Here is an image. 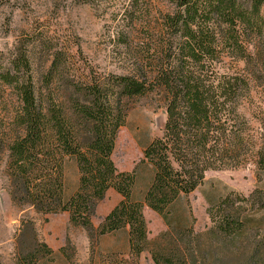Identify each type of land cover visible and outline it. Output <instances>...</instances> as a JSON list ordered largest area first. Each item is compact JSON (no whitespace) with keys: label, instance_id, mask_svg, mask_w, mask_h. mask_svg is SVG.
Wrapping results in <instances>:
<instances>
[{"label":"trees","instance_id":"16d2710c","mask_svg":"<svg viewBox=\"0 0 264 264\" xmlns=\"http://www.w3.org/2000/svg\"><path fill=\"white\" fill-rule=\"evenodd\" d=\"M144 1L131 0L122 16L128 74L70 73L58 52L41 77L33 75L25 53L0 63V85L19 98L12 130L0 128L9 194L45 215L67 212L71 225L89 234L90 264H141L145 251L155 264H264V186L247 196L230 191L212 203L210 225L201 232L190 203L180 205L209 170L251 161L264 182V104H256L253 118L242 111L252 103L251 81L264 85V0H168L174 10L155 25L144 19ZM138 22L142 37H134ZM228 56L243 61L248 73L222 71ZM155 91L167 119L143 149L141 162L153 175L138 199L136 169L120 170L112 155L132 102ZM67 158L79 170L69 196ZM110 189L121 199L95 226ZM145 206L166 225L155 238ZM119 231L127 232L129 251L100 253L97 263L99 238ZM70 243L67 238L61 251L73 261ZM17 244L16 264H43L54 254L32 220L23 221Z\"/></svg>","mask_w":264,"mask_h":264},{"label":"rangeland","instance_id":"374dc122","mask_svg":"<svg viewBox=\"0 0 264 264\" xmlns=\"http://www.w3.org/2000/svg\"><path fill=\"white\" fill-rule=\"evenodd\" d=\"M131 0H108L100 4L86 3L82 0H0V58L1 64L25 53L31 63L33 75L41 77L52 64L55 53H61L71 65L73 73H93L98 77L109 74H128L131 71V58L127 56L122 16ZM175 5L168 0H145L141 6L145 21L154 25L162 22V16L173 11ZM140 15V12H138ZM128 23V22H126ZM141 22L134 32L142 37ZM144 23V22H143ZM128 27V26H127ZM129 28V27H128ZM221 65V64H220ZM222 71L248 73L243 61L224 59ZM217 67H219L217 65ZM220 69V67H219ZM220 69V70H221ZM251 77V76H250ZM252 83V103L242 108L248 117L253 118L256 104H264V85L254 80ZM19 98L7 85H0V128L12 130V123ZM167 119L166 104L162 94L157 91L136 99L131 104L126 124L117 135L112 158L122 171H137L135 196L142 199L144 191L152 179V168L142 163L143 149L157 135L162 133ZM255 119L253 125H255ZM7 153L0 162V263L16 264L17 238L24 220L35 223L39 237L46 241L54 254L43 264H90L91 242L86 229L73 226L69 214H42L32 206L14 202L9 194V181L6 173ZM255 163L248 162L236 168L209 170L204 182L180 205L190 203L196 218L198 232L210 225L208 208L230 191L249 195L257 186H264L257 178ZM66 195L72 194L79 181V170L75 160L66 159ZM118 194L111 190L100 202L93 217L94 225L101 222L117 201ZM144 213L148 221L149 236L155 238L166 228L163 219L148 206ZM104 216V217H103ZM71 240L68 260L61 251ZM128 252V234L119 231L100 237L97 248V263L100 253ZM141 264H155L148 251L142 253Z\"/></svg>","mask_w":264,"mask_h":264},{"label":"crops","instance_id":"0c3cea01","mask_svg":"<svg viewBox=\"0 0 264 264\" xmlns=\"http://www.w3.org/2000/svg\"><path fill=\"white\" fill-rule=\"evenodd\" d=\"M111 190H114V189H110L109 191H108V193L111 191ZM115 191V190H114ZM116 192V191H115ZM107 193V194H108ZM118 195V198L119 199H117V201L113 204V206L111 207V209L120 201V199H121V195L118 193V192H116ZM98 208H100V205H99V207ZM65 214H68L67 212H64ZM109 213V212H108ZM107 215V214H106ZM105 216V215H104ZM103 216V217H104ZM94 223V222H93ZM100 224V222H98V224L97 225H95V226H98ZM108 234H106V235H103L102 237H105V236H107Z\"/></svg>","mask_w":264,"mask_h":264}]
</instances>
